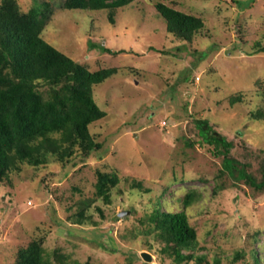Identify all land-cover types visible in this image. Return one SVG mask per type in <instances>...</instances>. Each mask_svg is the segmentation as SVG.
Listing matches in <instances>:
<instances>
[{
  "label": "rangeland",
  "instance_id": "obj_1",
  "mask_svg": "<svg viewBox=\"0 0 264 264\" xmlns=\"http://www.w3.org/2000/svg\"><path fill=\"white\" fill-rule=\"evenodd\" d=\"M16 1L24 13L43 10L42 37L53 48L88 71L116 74L93 87L106 114L88 127L102 145L98 152L84 162L76 157L75 166L23 165L0 186V264H13L32 241L51 264H172L159 253L163 245L147 217L157 201L164 212L181 211L187 192L195 196L184 209L196 233L194 259L254 264L255 252L264 264V190L220 175L222 157L196 125L204 121L231 141V156L260 180L264 118L252 115L264 114V54L256 53L264 47V0H134L117 10L114 25L105 10ZM156 3L199 18L203 27L191 42L174 38ZM233 97L239 102L232 105ZM106 173L118 179L108 202L94 196ZM82 200L90 220L78 224L72 216Z\"/></svg>",
  "mask_w": 264,
  "mask_h": 264
},
{
  "label": "trees",
  "instance_id": "obj_2",
  "mask_svg": "<svg viewBox=\"0 0 264 264\" xmlns=\"http://www.w3.org/2000/svg\"><path fill=\"white\" fill-rule=\"evenodd\" d=\"M132 1L64 0L62 9L105 10L108 22L114 25L117 10ZM154 8L165 22L167 33L178 40L191 42L203 27L199 18L161 3H156ZM44 26L42 9L32 8L24 13L16 0H0V186L9 183L11 173H19L23 165L38 167L54 161L63 166L69 163L75 166L76 157L84 162L102 146L88 129L89 125L106 115L93 99V87L115 75L116 70L88 71L43 39ZM103 52L112 55L124 53L108 49H103ZM256 53L264 54V47ZM237 102L238 97L230 101L232 105ZM252 116L257 120L264 118L260 110ZM196 125L203 140L213 146V154L222 157L220 175L226 172L255 190H264V163L260 180H257L247 171L248 163L231 156L234 148L231 141L221 138L204 121L196 120ZM117 181L112 173L101 175L96 184L95 198L101 197L108 202L109 187L115 186ZM131 186L141 189L140 182H132ZM194 199L192 192H187L181 199L182 210L176 213L162 211L161 203L157 201L147 217V222L154 227L156 240L163 245L159 253L170 258L172 264H187L193 260L197 264L204 263L203 256L194 259L196 233L184 211ZM88 206V201L77 203L73 222H89L90 218L85 217ZM63 258L60 255L57 261L61 262ZM252 258L254 264H263L255 252ZM13 264L51 262L40 242L32 241L17 252Z\"/></svg>",
  "mask_w": 264,
  "mask_h": 264
},
{
  "label": "water",
  "instance_id": "obj_3",
  "mask_svg": "<svg viewBox=\"0 0 264 264\" xmlns=\"http://www.w3.org/2000/svg\"><path fill=\"white\" fill-rule=\"evenodd\" d=\"M120 217L123 216V214L119 215ZM142 258L144 259V261L149 262L150 261V256L146 253H142Z\"/></svg>",
  "mask_w": 264,
  "mask_h": 264
}]
</instances>
